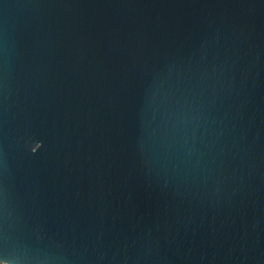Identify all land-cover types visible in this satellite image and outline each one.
<instances>
[{
	"label": "water",
	"instance_id": "obj_1",
	"mask_svg": "<svg viewBox=\"0 0 264 264\" xmlns=\"http://www.w3.org/2000/svg\"><path fill=\"white\" fill-rule=\"evenodd\" d=\"M0 263L264 264V0H0Z\"/></svg>",
	"mask_w": 264,
	"mask_h": 264
},
{
	"label": "trees",
	"instance_id": "obj_2",
	"mask_svg": "<svg viewBox=\"0 0 264 264\" xmlns=\"http://www.w3.org/2000/svg\"><path fill=\"white\" fill-rule=\"evenodd\" d=\"M0 264H2V263H0Z\"/></svg>",
	"mask_w": 264,
	"mask_h": 264
}]
</instances>
